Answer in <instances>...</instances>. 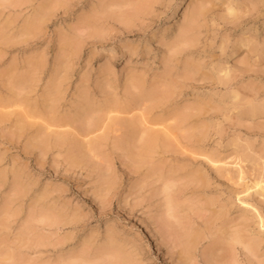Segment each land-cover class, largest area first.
<instances>
[{
  "label": "rangeland",
  "instance_id": "obj_1",
  "mask_svg": "<svg viewBox=\"0 0 264 264\" xmlns=\"http://www.w3.org/2000/svg\"><path fill=\"white\" fill-rule=\"evenodd\" d=\"M0 264H264V0H0Z\"/></svg>",
  "mask_w": 264,
  "mask_h": 264
}]
</instances>
